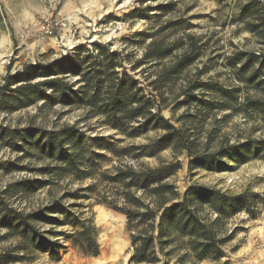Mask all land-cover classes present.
<instances>
[{"label": "rangeland", "instance_id": "1", "mask_svg": "<svg viewBox=\"0 0 264 264\" xmlns=\"http://www.w3.org/2000/svg\"><path fill=\"white\" fill-rule=\"evenodd\" d=\"M250 1L0 0V84L8 74H15L28 64L49 63L68 56L80 45L92 49L99 43L118 51L124 69L145 86V77L148 83L156 81L166 64L190 51V39H193L198 58L171 85L165 96L171 105L162 111L165 118L180 127L177 119L186 108L176 109L182 98L175 103L174 99L183 85L188 81L236 85L238 82L227 58L236 51L259 54L263 49L259 40L239 21L240 10ZM258 1L264 6V0ZM47 27L52 34L47 33ZM138 33L152 37L145 39L137 36ZM152 42L177 49L167 60L152 61L132 71ZM71 79L75 83L79 78ZM40 107L41 104L14 113L0 111V126L18 131L29 128L52 131L75 126L85 135L81 178L69 174L43 175L39 170L50 165V161L27 148L17 151L9 142H0V164L10 169H0V193L17 181L50 180L49 186L31 196L8 197L11 207L30 212L69 193L90 188L80 194L79 201L67 198L64 203L79 205L75 211L96 228L100 254L84 256L60 237L65 249L59 262L47 254L28 251L22 252V260L9 264H136L131 262L134 249L128 220L109 207L114 199L120 198L121 189L107 182L104 174L110 175L118 167L139 171L176 162L181 164V169L169 181L180 195L189 189L204 187L232 195L253 192L260 195V200L252 214L242 212L223 222L221 235L232 238L224 247L225 257L220 261H196L186 248L187 239H181L163 253L158 251L160 262L156 264H264V159L253 160L234 171L190 173L191 159L185 152L175 153L171 148L153 146L164 135L161 130H148L130 137L108 127L102 117H91L84 109L40 110ZM207 123L200 135L202 144L212 128L220 129L221 135H226L233 144L246 138L264 139V124L255 116L248 118L244 114L220 112ZM214 138L213 145H219V134ZM202 213L208 220L216 218L208 209ZM56 231L74 232L70 227H58ZM18 243V239L9 237L7 230L0 228V254Z\"/></svg>", "mask_w": 264, "mask_h": 264}, {"label": "trees", "instance_id": "2", "mask_svg": "<svg viewBox=\"0 0 264 264\" xmlns=\"http://www.w3.org/2000/svg\"><path fill=\"white\" fill-rule=\"evenodd\" d=\"M239 21L263 49L259 54L236 51L227 58L236 85L228 87L214 81H188L183 85L174 99L175 103L182 98L176 109L186 108L177 119L180 127L174 126L162 111L171 105L165 97L171 85L198 58L193 39L190 51L166 64L156 81L148 83L145 77V86L124 69L118 51L99 43L92 49L80 45L68 56L49 63L28 64L21 71L8 74L0 84V111L14 113L39 104L40 110L84 109L91 117H102L108 127L130 137L148 130L163 131L164 135L153 146L185 152L191 159L190 173L234 171L253 160L264 159V139L246 138L233 144L226 135H221L220 129L212 128L202 144L200 135L208 119L220 112L255 116L264 124V6L258 0L250 1L240 10ZM137 36L152 37L146 33ZM175 49L150 43L132 71L152 61L171 58ZM75 77L79 79L73 83L71 78ZM218 134L220 141L215 146L214 135ZM84 136L75 126L52 131L31 128L18 131L0 126V142H9L17 151L27 148L50 161L39 171L51 177L69 174L81 178ZM0 169L10 170L6 164H0ZM180 169L181 164L176 162L139 171L118 167L110 175L104 174L107 182L121 189L120 198L114 199L109 207L128 220L134 249L131 262L159 263L158 251L163 253L181 239H187L186 248L196 261L218 262L225 257L223 249L232 238L221 235L223 222L242 212L252 214L260 200V195L253 192L232 195L204 187L180 195L169 181ZM50 184V180H21L0 193V228L19 240L13 249L0 254V264L20 261L22 252L28 251L47 254L59 262L65 249L60 237L84 256H99L96 228L75 211L79 205L64 203L67 198L79 201L80 194L90 188L69 193L30 212L7 203L8 197L31 196ZM205 209L216 218L206 219L202 213ZM58 227H70L74 232H58Z\"/></svg>", "mask_w": 264, "mask_h": 264}, {"label": "built area", "instance_id": "3", "mask_svg": "<svg viewBox=\"0 0 264 264\" xmlns=\"http://www.w3.org/2000/svg\"><path fill=\"white\" fill-rule=\"evenodd\" d=\"M46 30H47V33H48V34H52V32H51V30H50V28H49V27H47V29H46Z\"/></svg>", "mask_w": 264, "mask_h": 264}]
</instances>
